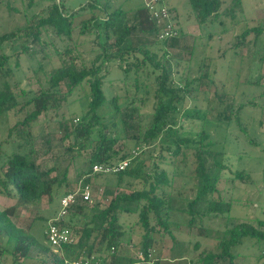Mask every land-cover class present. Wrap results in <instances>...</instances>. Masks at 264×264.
Listing matches in <instances>:
<instances>
[{
  "label": "trees",
  "instance_id": "trees-1",
  "mask_svg": "<svg viewBox=\"0 0 264 264\" xmlns=\"http://www.w3.org/2000/svg\"><path fill=\"white\" fill-rule=\"evenodd\" d=\"M44 1L48 3L43 9L29 12ZM66 1L29 0L21 11L24 23L0 33V195L17 202L0 210V264H72L82 256L99 260L98 255L104 253L111 257V264H160L162 241L169 237L177 243L172 224L184 225L191 235L202 238H207L211 229L222 233L216 246L198 255L197 264H235L239 246L247 241L264 243V219L233 220L234 201L228 193L234 187H229L227 180L223 188L221 175L228 169L225 152L216 147L201 123L198 132H187L182 126L183 119L195 117L223 124H230L234 117L239 122L244 107H257L254 98L236 105L227 102L225 91L217 88L213 102L207 96L201 100L206 102L203 114L197 104L201 83L204 78L215 81L204 61L199 62L198 76L176 75L170 65L174 60L171 49L184 38L180 29L177 36L161 40L164 26L152 17L145 3L125 9L112 8L108 0H88L69 13ZM159 1L163 5L167 0ZM188 1L202 31L218 23L224 25L225 19L236 20L242 12V0ZM168 11L174 22L175 8ZM52 34L60 46L53 44L47 50L44 38ZM212 34L209 31L207 39ZM6 46L11 47L12 55L35 58L42 54L43 60L52 57L51 50L60 64L42 77L35 72L37 88L20 89L12 81V55L7 54ZM234 47H251L250 63L258 58L263 65L264 20L256 26L245 25ZM195 48H190L191 57ZM37 64L39 70L44 68L42 62ZM112 67L120 72L121 95L108 93L113 90L106 85ZM261 80L260 76L247 83L261 87ZM81 93L87 99L86 109L81 114H65L63 109ZM212 103L215 108L210 107ZM192 104L195 115L188 113ZM49 112L58 117L60 141L76 166L81 188L90 185L94 165L131 160L123 171L110 175L113 179L107 184L114 187L108 192L111 199L107 206L98 202L88 208L82 197H76L59 223L76 241L57 249L48 243L43 225L23 229L12 220L18 206L36 207L44 198L54 204L56 188L72 191L67 167L56 161L42 167L33 157V128ZM11 114L21 115L12 125ZM246 137L255 142L250 135ZM177 177L193 181L190 196L175 190ZM234 180L250 182L251 177L246 171H237ZM124 216L137 219L131 224L122 221ZM136 234L140 241L135 245L132 237ZM130 245L137 247L141 258L117 255ZM199 248L200 241H196L195 251Z\"/></svg>",
  "mask_w": 264,
  "mask_h": 264
},
{
  "label": "rangeland",
  "instance_id": "rangeland-1",
  "mask_svg": "<svg viewBox=\"0 0 264 264\" xmlns=\"http://www.w3.org/2000/svg\"><path fill=\"white\" fill-rule=\"evenodd\" d=\"M87 1L67 0L66 11L69 13L78 11ZM147 1L149 0H108L112 8L122 6L125 9H130ZM28 2L29 0H0V33L24 23L21 11L27 8ZM47 3L48 1L41 2L38 7H33L29 12H38L47 6ZM163 5L167 9L175 8L173 13L176 17L173 22L174 27L185 34L179 45L171 49L174 60L170 62V65L176 71V75L186 76L189 73L191 77L198 76L199 62L204 61V64L209 66L208 73L210 77L215 81V83H212L204 78L201 83V97L197 104L203 114L206 113V109H204L206 102H201V100L205 99L204 96H207L213 102L216 99L214 91L217 88L220 91L222 89L225 91L227 102H234L236 105L240 101L254 98L257 107H244L239 114V122L234 117L230 124L204 119L199 121L195 117L183 119L182 126L187 132H198L201 130V123V126L211 134L212 139L217 143L216 147L225 152V163L228 165V169L221 171V175L223 176V188L227 187L224 182L227 180L228 186L234 187L229 188L228 193V195L233 196L234 201L233 220L242 222L256 218L264 219V64L261 65L258 58L254 59L252 64L250 63L251 59L248 54L249 50L252 49L251 47H240L238 49L234 47L237 43V36L244 30L245 25L256 26L264 20V0H242V12L237 13L236 20L225 19L224 25L218 23L214 27H207L205 31L201 30L192 15L188 0H167ZM10 7L17 9L19 12L12 10ZM84 15L88 16V13ZM209 31L213 33L210 40L206 37ZM44 39L49 44L47 50L51 49L53 44L60 46V40L53 34L46 36ZM248 39H252V36H248ZM192 45L196 47L193 57H191L190 52ZM6 52L12 55L13 52L10 46H6ZM50 53L52 57L47 60H43L42 54L30 58L27 54H20V57H18L14 53L10 61L11 68L15 73L12 81L18 83L20 89L37 88L36 79L38 76L35 75V72L37 71L39 77H42L44 72L60 64L58 57L54 56L51 50ZM38 62H42L44 65L42 70L38 69ZM260 76L262 77L261 87L247 83V80L254 82ZM119 78L120 72L116 67H112L106 83L107 86L113 88L112 91L108 90V93L112 96L123 94L118 81ZM261 95L263 96L261 97ZM86 103L87 99L83 93L75 95L73 103L64 108L63 112L69 114V112L74 111L81 114L86 109ZM190 106L188 113L195 115L193 104ZM210 107L215 108L216 103H212ZM20 117L21 115L18 117L11 114L10 125ZM59 130L58 117H56L55 112H49L46 116L42 115L39 118L38 123L33 128L34 149L36 152L33 157L37 164L42 167H49L54 161L60 163L62 167H67V181L70 184V189L81 191V187L76 181V166L62 147ZM246 134L253 137L255 142L250 143ZM237 171H246L247 174H250L251 181L240 182L234 180L235 183L232 182L231 179H234ZM101 174H104V176H99ZM110 175L109 173H98L96 176H91L89 185L91 201L86 204L88 208L98 202L103 207L107 206L111 199L108 192L113 191L112 187H114V185L111 187L107 184L108 181L111 182L113 179ZM192 186L193 181L190 179L175 178L174 188L183 195L190 196ZM65 193H68L65 187L56 188V202L54 204H49L47 198H44L36 207H33V205L18 206L12 220L18 227L23 229H29L32 225L35 227L43 225V232H46L48 223L60 213V201ZM16 204L15 200L0 195V210ZM42 219H45V221H41ZM136 219L135 216H124L122 221L132 224ZM171 229L175 234L177 243L175 245L171 238H165L161 244L160 254L162 258L176 259L175 264H197L198 255L203 250L212 249L216 246L217 237L222 234L218 230L211 229L208 231L207 238H202L191 235L184 225L172 224ZM221 231H224V228ZM132 241L136 245L140 241V236L138 234L133 235ZM196 241H200V248L197 251L194 249ZM136 248L130 245L124 247L121 253L129 255L131 258L135 256L139 258ZM236 251L238 256L235 259V264H264V243L247 241L239 246ZM97 261L99 263V260ZM138 264L148 263L138 262Z\"/></svg>",
  "mask_w": 264,
  "mask_h": 264
},
{
  "label": "built area",
  "instance_id": "built-area-1",
  "mask_svg": "<svg viewBox=\"0 0 264 264\" xmlns=\"http://www.w3.org/2000/svg\"><path fill=\"white\" fill-rule=\"evenodd\" d=\"M145 5L151 11L152 17L157 20L158 24L161 25L162 31L159 35L160 39L163 40L165 38H172L177 36L178 32L176 27H174L173 21L170 20L169 11L165 5L160 4L159 0H149L145 2ZM137 154V152H134ZM130 159L120 162L116 165H99L96 164L92 168L91 176L96 175L98 173H117L123 171L129 164ZM80 196L87 203L91 201V195L89 191V185L81 188V191L76 189L74 191L68 192L66 195L61 197L60 201V213L58 216L53 219L47 225L46 235L48 239V243L54 249L61 247L63 244H70L76 241V237L74 234L67 229L65 226H60L59 223L65 218L67 214L68 208L75 202L76 197ZM72 264H99L98 261L94 258V256L87 257L82 256Z\"/></svg>",
  "mask_w": 264,
  "mask_h": 264
},
{
  "label": "crops",
  "instance_id": "crops-1",
  "mask_svg": "<svg viewBox=\"0 0 264 264\" xmlns=\"http://www.w3.org/2000/svg\"><path fill=\"white\" fill-rule=\"evenodd\" d=\"M124 247H127V246H123V248H121L118 252H117V255L121 257V259H124V258H131L129 257V255L127 254H122L121 251L122 249H124ZM107 253H104L102 256L98 255V259H99V264H111L112 263V259L109 255H106ZM139 255V253H138ZM133 258H137L136 256L133 257ZM139 258H140V255H139ZM176 261V259H166V258H162L160 259V264H175L174 262ZM138 264V262L136 263Z\"/></svg>",
  "mask_w": 264,
  "mask_h": 264
}]
</instances>
